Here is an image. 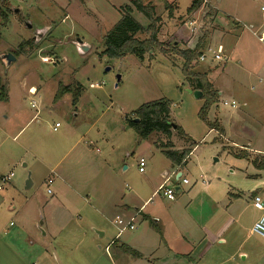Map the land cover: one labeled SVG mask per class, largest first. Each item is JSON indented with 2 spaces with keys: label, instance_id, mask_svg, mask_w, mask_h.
Segmentation results:
<instances>
[{
  "label": "rangeland",
  "instance_id": "rangeland-1",
  "mask_svg": "<svg viewBox=\"0 0 264 264\" xmlns=\"http://www.w3.org/2000/svg\"><path fill=\"white\" fill-rule=\"evenodd\" d=\"M133 1L85 0V6L81 0H0V91L5 88L8 98L5 102L0 99V167L4 175H14L5 185L0 178V264H125L126 260V264H192L188 257H177L174 262L167 255L168 249L176 255L191 249L180 246L178 239L168 240L165 229L172 224L168 216L172 203L163 193L147 204L145 213L152 221L162 218L167 243L156 230L152 238L136 241L144 256L140 259L127 252L121 256L115 244L106 251L117 234L107 222L104 238L78 215V225L73 221L77 228H50L60 224L63 209L56 202L61 200L63 186L45 181L54 177L52 172L63 173L74 189L90 185L92 190L99 165L107 162L117 173L114 176L121 192L124 189L127 196L132 195L128 187L137 183L148 186L146 191L152 195L164 181L162 174L172 170L162 149L167 147L181 153L197 147L181 170L190 185L179 183L181 190L175 194L179 198L175 219L183 228L193 225L188 191L196 187L202 192L217 180L237 198L233 205L242 213L245 228L261 216L250 195L260 193L264 199V169L254 164L264 163V46L245 32L231 64L223 69L228 59L225 51L223 61H211V52L220 45V35L215 33L219 21L212 19L217 11L211 3L193 16L187 10L196 0H142L154 9L155 21L151 22L135 9ZM127 6L146 29L136 36L141 41L156 30L158 41L169 50L173 45L186 50L202 43L200 56L209 58L203 63L199 56L193 71L206 74L219 94L205 119L201 112L206 98L189 93L182 57L161 51L143 59L131 54L120 59L101 55L106 48L104 37ZM42 26L55 28L53 36L36 30ZM79 39L88 44V52L81 51ZM32 40V45L25 44L21 50L22 44ZM7 54L16 58L9 66L2 59ZM65 87L70 89L62 93ZM162 99L170 102V121L183 133L172 129L170 137L159 132L140 137L132 126L139 120L136 111ZM216 122L222 133L211 129L210 124ZM56 123L60 127L55 131ZM142 158L146 160L144 174L139 172ZM29 178L34 185L26 189ZM192 200L197 204L201 199L195 196ZM138 224L139 220L134 231L122 234L123 242L139 239ZM46 231L50 234L45 237ZM51 231L58 236L64 231V237L56 241ZM253 238L245 243L244 251L251 252L256 243L261 255L255 260L264 264V238ZM49 243L55 249L48 250ZM193 256L197 259L195 252ZM235 262L241 263V256Z\"/></svg>",
  "mask_w": 264,
  "mask_h": 264
},
{
  "label": "crops",
  "instance_id": "crops-1",
  "mask_svg": "<svg viewBox=\"0 0 264 264\" xmlns=\"http://www.w3.org/2000/svg\"><path fill=\"white\" fill-rule=\"evenodd\" d=\"M165 1L168 2V0ZM81 2L86 6L85 0H81ZM208 3H211L209 5L217 11L212 19L214 18L216 22L219 21V24H217L220 27L216 30L217 32L215 31V33H219V47H223L225 54L228 56L227 61L222 67L223 69H226V67L231 64L229 63V60H233L245 32L250 33V35L255 37L259 45L264 46V12L262 10V8H264V0H218V2H215V0H201L199 8L192 13H188L187 10V14L194 16L200 13L204 10V6ZM68 17L69 15L65 16V19L67 20ZM186 27H189V25H186ZM248 29H250V31H248ZM36 30H42L45 32L49 31L52 34L51 36H53L55 32V28L50 26H42ZM84 44L88 45L86 42H84ZM190 45H192V43H189V46ZM188 49L193 50L192 48ZM211 61L213 60L211 59ZM211 72L212 75L215 73L213 69ZM220 95L222 96L223 93L220 92ZM33 105L32 106L35 108V103ZM35 118L36 116H34L29 123L35 120ZM57 124L59 123H56V125ZM58 128L54 127V130L56 131ZM79 143L80 141L76 144ZM196 148L197 147L191 150L190 155ZM176 152L181 153V150ZM184 165H174L171 162L172 170L168 173L165 172L162 174L164 181L157 187L152 195H149L146 191L148 186L137 183L132 184L131 187L126 185L128 190H132V195L129 194L127 196L124 189L123 192H121L120 186L117 183L118 179L114 176L117 173L107 162L99 165V174L94 179L93 184H91L94 187L92 190L88 188L90 185L85 189L83 188V190L74 189L66 182V180L69 181V178H66L63 173H54V171L52 172L54 177H48L45 181L48 182L51 180L52 184L58 181V188L63 186L62 189L60 188L59 193L61 200L58 198L56 199L57 204L63 205V209L61 211L60 224L58 226H51L50 228H77L78 223L75 222V215H78L80 219H83V222L88 228H92L96 233H102V235L97 233L99 238H104L107 234L104 225L105 222L113 226V228L116 229L115 232L118 234V227L116 224L117 218L124 220L135 218L136 228L137 220H139V227H143L141 229L138 227V230H140L138 234L140 235L139 239H136L134 242H123L121 237L117 238L116 233L112 237L111 242L116 241V249L120 251L119 253H121V256H127L125 249L128 247L139 252V254H141L140 258L144 257L141 251L137 250L139 247L136 241L138 242L139 240V242H141V240L145 238H152L153 231L155 232L156 230V233L159 234L163 243H167L166 234L168 236V240L174 241V239H178L180 246L184 248L188 246L191 249L188 254L180 253L178 255H176L174 251L168 249L167 255H170L174 262L177 261V257H188L189 261H192V264H259V259H257V262L255 260L256 257L258 258L261 255L258 251L259 246L255 243L254 249L251 252H246L244 251V245L247 241L254 239L253 237L255 235L252 233V228L259 220L260 216L258 219L251 222L248 226L249 228H245L243 224H241L242 213H237L235 210L236 207L233 205L234 202H238L237 198L229 194V189L227 190V188L221 184V180H215V185H206L202 192L195 189L196 187L191 188L188 191L187 196L191 201L189 211L192 208V213L188 212V215L193 224L188 228H183V226L179 224V221L176 222L175 219L177 206L179 205V198L168 200L164 196V198L172 203L170 212L168 213L172 224L169 228L165 229V234L162 218L157 216L155 221H152L153 219L145 213V207L147 204L149 202H153L157 195L163 193H158V190L165 182H167V187L175 188L177 192L181 190V185L179 183H182V181L180 180L181 182H179V180H177V176L181 173ZM24 167H28V165H24ZM57 167L58 165H56L53 170L57 169ZM127 170L128 168L126 167L124 171ZM144 173L145 170L141 174ZM4 176L6 175L1 172L0 167V178ZM181 176L184 178L183 174ZM169 183L173 185L168 186ZM33 185L34 183H32V186ZM188 185H190V183ZM88 190L90 191L88 192ZM48 192L50 193V190H48ZM258 194L260 195V193ZM195 196H198V198L201 199L197 204H193L195 199H192ZM252 196L253 193L250 195V198H252ZM231 197L236 198V200L232 201ZM196 216L199 219H195ZM73 221L77 225H75V223L73 224ZM42 225L43 224H40V226ZM245 232H249L247 237L245 236ZM49 234L50 231L49 233L46 231L44 236L46 237ZM61 235L64 237V231L60 234V236L57 235L56 231H51L50 236L52 239H57L56 241H58ZM118 241L119 243H117ZM68 243L69 242H67V244ZM52 244L53 243L47 244L48 250L49 248L55 249ZM107 248L108 247H106V251H109L110 247L109 250H107ZM194 252L197 259L193 256ZM55 256H57V252L55 253ZM240 256L242 258V262H235V259H238ZM128 260L130 261V258ZM126 263L127 260L125 264ZM149 264L156 263L149 262ZM158 264H162V262H158Z\"/></svg>",
  "mask_w": 264,
  "mask_h": 264
},
{
  "label": "trees",
  "instance_id": "trees-1",
  "mask_svg": "<svg viewBox=\"0 0 264 264\" xmlns=\"http://www.w3.org/2000/svg\"><path fill=\"white\" fill-rule=\"evenodd\" d=\"M132 3L135 9L145 16L149 21H155V12L152 6H145L142 3V0H134ZM200 3L201 0H196L188 9V13L196 11L199 8ZM133 10L134 9L131 6H127L126 12L122 14L121 20L104 37V45L106 48L101 55H106L110 59H120L131 54L143 59L148 53L152 55V53L154 54L156 51H161L166 55L176 54L179 57H182L184 59L183 74L190 88L194 91H201L203 93V98H206L205 107L201 112V117L205 119L207 111L212 105L218 102L219 96L218 92L214 90L212 84L207 80L206 74H200L193 71V63L200 56V51L203 48L202 43L199 42L194 50H181L176 45H173L169 50V48H166L165 45L158 41L156 30L152 32L148 39L141 41L137 39L136 36L139 33L146 31V29L133 18L131 15ZM33 41L34 40L27 41L26 43L22 44L20 46L21 50H23L25 44L32 45ZM69 89V87H65L62 88L61 91L64 93L65 91H69ZM0 99L3 102L8 100L5 88L0 91ZM76 101L77 97L75 102ZM170 107V102L165 99L143 105L136 111L139 121L132 122V126L137 130L140 137L142 138H148L151 134L156 132L170 137L173 126L175 125L170 121ZM210 127L212 130L216 129L221 133L223 132L217 122L210 124ZM176 130H179L183 133L179 127H177ZM167 148L162 149H164L163 151L165 155L174 165H183L191 153V151H183L182 153H178L174 150H168ZM254 164L259 169H264V163L259 164L258 161H255ZM125 252L134 255L136 258L141 257V254L128 247H126Z\"/></svg>",
  "mask_w": 264,
  "mask_h": 264
},
{
  "label": "built area",
  "instance_id": "built-area-1",
  "mask_svg": "<svg viewBox=\"0 0 264 264\" xmlns=\"http://www.w3.org/2000/svg\"><path fill=\"white\" fill-rule=\"evenodd\" d=\"M263 12H264V8H262ZM224 49L223 47H218L216 51H212V57L211 59L213 61H223L224 60ZM209 57H207V54H202L199 58V60L201 62H206L207 59ZM224 105L228 106L229 103L224 102ZM237 104L233 101L231 103L232 107H235ZM34 106V105H33ZM59 127V124L56 125V128ZM145 166H146V160L145 159H140L139 161V171L141 173L144 172L145 170ZM13 174L10 175H6L4 177L1 178V183L2 185H5L7 183H9L11 181V179L13 178ZM182 181L183 185H188L189 184V180L188 179H184L182 178V176L180 177L179 181ZM51 184V180L48 181ZM165 182L158 190V193L163 192V195L168 199V200H174L175 199V194L177 193L175 188H169L166 186ZM2 190L1 186H0V191ZM253 199V206L256 210H258L261 213V216L259 218V220L253 225L252 228V233L256 236L262 237L264 238V199L262 198L261 195L259 194H254L252 196ZM116 224H117V230H118V234H117V238H120L122 236V234L126 231H134L136 229L135 226V218H130L129 220H124L121 218H117L116 220ZM115 244V241H112L110 246H108L107 250H109V247H111V245Z\"/></svg>",
  "mask_w": 264,
  "mask_h": 264
},
{
  "label": "water",
  "instance_id": "water-1",
  "mask_svg": "<svg viewBox=\"0 0 264 264\" xmlns=\"http://www.w3.org/2000/svg\"><path fill=\"white\" fill-rule=\"evenodd\" d=\"M19 12V10L17 9V10H15V13H18ZM30 29H32V25H29L28 26ZM42 33L43 32H41V33H39L38 34V37H41L42 36ZM78 43L80 44V49H81V51L82 52H88L89 51V47L86 45V44H84V42L82 41V40H78ZM2 59L7 63V65L9 66L13 61H15L16 60V58L12 55V54H7V55H4L3 57H2ZM119 79H120V77H119ZM189 93L190 94H193L196 98H202L203 97V93L201 92V91H194V90H192V89H190L189 90ZM139 120H137L136 122H138ZM173 129L174 130H176L177 129V126L176 125H174L173 126ZM181 173L177 176V180H179V178L181 177ZM32 186V181L30 180V178L28 179V181L26 182V189H29L30 187ZM41 224H43L42 222H41ZM99 235H102V233H100V232H97ZM43 234H44V232H43Z\"/></svg>",
  "mask_w": 264,
  "mask_h": 264
}]
</instances>
